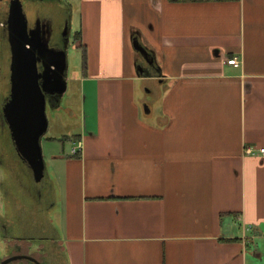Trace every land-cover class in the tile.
I'll return each mask as SVG.
<instances>
[{"label": "crops", "instance_id": "obj_1", "mask_svg": "<svg viewBox=\"0 0 264 264\" xmlns=\"http://www.w3.org/2000/svg\"><path fill=\"white\" fill-rule=\"evenodd\" d=\"M79 1L91 86L43 143L68 264H264V0Z\"/></svg>", "mask_w": 264, "mask_h": 264}, {"label": "flooded vegetation", "instance_id": "obj_2", "mask_svg": "<svg viewBox=\"0 0 264 264\" xmlns=\"http://www.w3.org/2000/svg\"><path fill=\"white\" fill-rule=\"evenodd\" d=\"M13 1L0 0V264H68L57 243L58 232L47 219L53 201L49 185L30 183L3 112L10 92L9 16ZM20 1L28 31L39 32L50 46L64 47L71 37L72 4L68 0ZM144 61L156 68L151 56ZM48 100L54 102L53 97Z\"/></svg>", "mask_w": 264, "mask_h": 264}, {"label": "water", "instance_id": "obj_3", "mask_svg": "<svg viewBox=\"0 0 264 264\" xmlns=\"http://www.w3.org/2000/svg\"><path fill=\"white\" fill-rule=\"evenodd\" d=\"M9 39L10 92L3 112L19 159L31 171L34 181L40 183L48 176L42 145L49 127L48 106L58 109L68 87L70 38L64 47L50 46L39 32L28 31L22 3L14 0L9 16ZM134 46L141 56H150L138 40ZM48 97H53L54 102Z\"/></svg>", "mask_w": 264, "mask_h": 264}, {"label": "rangeland", "instance_id": "obj_4", "mask_svg": "<svg viewBox=\"0 0 264 264\" xmlns=\"http://www.w3.org/2000/svg\"><path fill=\"white\" fill-rule=\"evenodd\" d=\"M68 1L72 4L74 12L71 27V37L69 39L68 46V87L63 96L60 109L52 110L49 107L47 110L49 117V127L47 133L43 137L42 145L47 140V136L51 137L53 135H60L59 137L61 139L66 141L68 140L70 143H72L71 139H69L66 135L74 134L77 132L78 129H80V119L78 115H80V110L84 105V89L87 90L89 86H91L89 82L84 83L83 81V50L80 47L82 45V42L80 39L74 38L75 33L80 30V1ZM85 84L86 87L84 88ZM140 95H146L149 98H152V94L147 91L144 92L140 90ZM67 108L75 110V112L78 113L77 118L72 116V114H70L71 110H68ZM2 196L3 194H0V197ZM50 211L53 216H56L57 210Z\"/></svg>", "mask_w": 264, "mask_h": 264}, {"label": "trees", "instance_id": "obj_5", "mask_svg": "<svg viewBox=\"0 0 264 264\" xmlns=\"http://www.w3.org/2000/svg\"><path fill=\"white\" fill-rule=\"evenodd\" d=\"M80 35H81V32L80 31H77L76 33H75V35H74V38L75 39H80ZM81 48H82V50H83V66L84 67H86V65H87V49H86V47L84 46V45H81L80 46ZM21 161V160H20ZM22 164H23V166H24V168H25V170L27 171V174L29 175V181H30V183L33 185V186H38L39 184H36L35 182H34V180H33V177H32V173H31V171L26 167V165L23 163V162H21ZM44 182H46V183H48V185H49V191L52 193V192H54V188H53V185H52V180L50 179V178H48V176L46 177V179L45 180H43ZM42 181V182H43ZM68 263V262H67Z\"/></svg>", "mask_w": 264, "mask_h": 264}, {"label": "built area", "instance_id": "obj_6", "mask_svg": "<svg viewBox=\"0 0 264 264\" xmlns=\"http://www.w3.org/2000/svg\"><path fill=\"white\" fill-rule=\"evenodd\" d=\"M228 64H232L234 66H240L241 60L238 56L229 57L227 59ZM83 143L81 140H77L72 151L73 153H78L82 149ZM248 153H253V150L251 148H247L246 150ZM262 152V151H261Z\"/></svg>", "mask_w": 264, "mask_h": 264}, {"label": "bare ground", "instance_id": "obj_7", "mask_svg": "<svg viewBox=\"0 0 264 264\" xmlns=\"http://www.w3.org/2000/svg\"><path fill=\"white\" fill-rule=\"evenodd\" d=\"M22 3V2H21Z\"/></svg>", "mask_w": 264, "mask_h": 264}]
</instances>
